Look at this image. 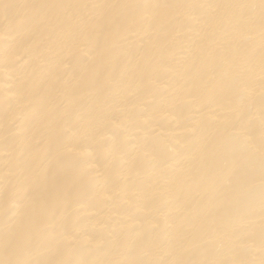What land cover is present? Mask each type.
I'll use <instances>...</instances> for the list:
<instances>
[{"label": "bare ground", "instance_id": "bare-ground-1", "mask_svg": "<svg viewBox=\"0 0 264 264\" xmlns=\"http://www.w3.org/2000/svg\"><path fill=\"white\" fill-rule=\"evenodd\" d=\"M0 264H264V0H0Z\"/></svg>", "mask_w": 264, "mask_h": 264}]
</instances>
